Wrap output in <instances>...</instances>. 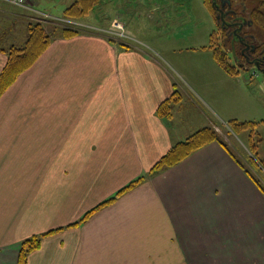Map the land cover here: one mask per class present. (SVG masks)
I'll return each mask as SVG.
<instances>
[{
    "label": "crops",
    "instance_id": "1",
    "mask_svg": "<svg viewBox=\"0 0 264 264\" xmlns=\"http://www.w3.org/2000/svg\"><path fill=\"white\" fill-rule=\"evenodd\" d=\"M37 3L11 12L0 1V70L28 23H56ZM104 5V24L70 19L80 33L51 35L0 96V264H16L20 240L46 231L27 264H264V191L226 127L249 120L254 90L215 61L205 1ZM165 100L167 118L157 112ZM205 126L226 145L213 140L149 174Z\"/></svg>",
    "mask_w": 264,
    "mask_h": 264
},
{
    "label": "trees",
    "instance_id": "2",
    "mask_svg": "<svg viewBox=\"0 0 264 264\" xmlns=\"http://www.w3.org/2000/svg\"><path fill=\"white\" fill-rule=\"evenodd\" d=\"M210 11L213 13L215 18V11L212 5L211 0H204ZM98 0H74L70 7H68L64 15L70 18H77L81 15H85L90 8H92ZM244 4V12H246L247 8L249 7L248 16L251 17L252 23L256 27L262 31H264V0H242ZM77 15V16H76ZM216 20V18H215ZM40 23L42 22H34L30 23L27 27V39L23 46L15 47L11 46L5 50L7 60L2 69L0 70V96L3 91L15 80L17 75L30 66L37 57L41 54V52L47 47L50 41L51 35L60 34L61 36H72L80 33V27L76 25H60L56 26L53 31H47L44 26ZM53 24V22H52ZM55 25V24H54ZM218 25V24H217ZM219 31L216 29L212 30L209 36V43L208 47L212 51V55L217 62V64L223 69V71L231 76L237 75L240 71V68H244L240 65H237L228 53V51H234L233 46L230 49H227L228 45L231 44V38L234 43H238V39L235 36H229L224 28L218 25ZM233 44V43H232ZM263 43L259 44L262 47ZM259 46H257L259 48ZM240 55V52H238ZM240 59V58H239ZM241 60V59H240ZM174 97H178V93L175 92ZM157 112L163 117H170V109L168 106V100L162 102ZM226 124L234 133H240L244 130H248V149L251 154H253V158L258 160V158L253 153L254 146L258 145L260 141V137L258 133L255 131V126L257 125L256 121L253 120H240V119H229L226 121ZM213 140H217L222 144H225L219 134V132L213 126H205L201 129L196 130L188 137L183 140L178 141L174 145H172L167 152H165L153 165L152 169L150 170L149 174H153L158 170L171 166L185 156H187L193 150L201 147L202 145L211 142ZM261 161V160H260ZM264 163V162H263ZM261 167L264 168L263 164L259 162ZM247 168V169H246ZM245 169L249 172V168L246 167ZM252 176V174H250ZM143 177H137L136 179L132 180L124 187L119 189L116 194L112 195L111 197L106 199V203L112 201L123 191L127 190L130 186L134 183L140 181ZM252 178H254L252 176ZM255 179V178H254ZM259 187L264 191V187L255 179ZM115 196V197H114ZM98 205L93 207L91 210L85 212L80 220L86 218L91 212L96 210ZM77 223V222H76ZM75 224V223H74ZM50 231L36 233L31 236L25 237L20 240L19 242V253L17 257L16 264H27V256L32 251L38 248L41 238Z\"/></svg>",
    "mask_w": 264,
    "mask_h": 264
},
{
    "label": "rangeland",
    "instance_id": "3",
    "mask_svg": "<svg viewBox=\"0 0 264 264\" xmlns=\"http://www.w3.org/2000/svg\"><path fill=\"white\" fill-rule=\"evenodd\" d=\"M73 1L74 0H38V3L36 4L37 5L36 8L39 10H43V11H41L42 13L49 12V14L51 13L50 14L51 16L55 15V17H53V19H49V20H53L56 22V23L53 22V24L50 22H42L40 24L42 26H44L46 28V30L49 32L53 31V29L56 26H60L61 24L62 25H72V23L70 22L71 20H73V21H84L85 23L104 24V22H105L104 21V17H105L104 15L108 12L107 5H104V4L108 0H98V2L92 8H90L89 11L85 15H81L80 17H77V18H70V17L65 16L64 12L68 7H70V5ZM31 2L34 3L35 0H31ZM7 4H9V3L7 2ZM16 7L21 8V7H18V6L11 4V12L14 10H15L14 12H18L17 9H14ZM246 8L249 11V7H246ZM247 10H246V16L248 17V11ZM263 12H264V10H263ZM29 13H30L29 11L24 12L25 19L27 17H29ZM96 13H99L101 15V20H98L99 17L96 19V21L93 20V18L90 19V17H94V15ZM57 15H59V16L57 17ZM207 17H208L210 28L212 30L216 29L217 31H219L217 22H215V18L213 16V13L210 11L209 8H207ZM19 18H21V17L16 15L15 19H19ZM171 18L175 19V17L173 15H171ZM115 19H119V18L114 17L111 20L112 26H113V21ZM66 20H69V21H66ZM164 20H168V19L162 18L160 20V22H163ZM34 22L36 23V22H41V21L32 20L30 23H34ZM20 23H21V21H20ZM30 23H28V25ZM8 25H9L8 29L12 27V25H10V24H8ZM167 26H172V23L169 22ZM79 27L84 28L83 26H79ZM249 31L253 33V41L255 43H258V44L263 43L262 47H264V31L258 29L257 27L255 29V26L253 25V23L249 26ZM26 39H27V37H26ZM11 46H15V45H11ZM232 46L234 49L236 48V50H239V48H240V45L236 42L233 43ZM15 47H17V46H15ZM230 48H231V44L228 45V43H227V49H230ZM228 53L231 57H233V60H234V57H235L234 51L232 52L229 50ZM253 70H256V75L252 74ZM239 78L241 80L242 85L245 88H246V86L244 84H247V82L250 83V85H248V88H246V89H248V90L253 89L254 90L253 107L250 109V113H247L248 117L243 118V119H249V120H253V121L257 122V125L255 126V131L258 133V135L260 137V141L258 142V145H256V147L254 146L253 153L258 158V160H255V158H253V154H251L249 152V149H248L249 131L248 130H244L240 133H234L232 130H230V133H229V131H228L227 135H228V140L230 142L229 145L231 146L232 149L235 150V152L239 156H241L243 158V160H245L244 164L246 167L249 168L248 173H249L250 178L254 182H256L255 181V179H256L264 187V168L261 167L260 165H258L260 162L264 166V163H263L264 162V72L254 68L253 66H248L245 68H240ZM227 126L228 125H226V127ZM249 165H250V167H249ZM250 174H252V176L255 179L252 178V176Z\"/></svg>",
    "mask_w": 264,
    "mask_h": 264
},
{
    "label": "flooded vegetation",
    "instance_id": "4",
    "mask_svg": "<svg viewBox=\"0 0 264 264\" xmlns=\"http://www.w3.org/2000/svg\"><path fill=\"white\" fill-rule=\"evenodd\" d=\"M215 2L221 9V11L218 8L215 9L214 15L216 17L217 14L218 17L216 18L217 24L224 28L229 36L233 35L239 40V50L233 48L235 63L244 68L253 66L264 72V47H260L258 43L253 41V33L249 31V26L253 21L250 16H248L249 18L246 16L242 0H215ZM234 41L231 38V46ZM252 74L256 75V70H253Z\"/></svg>",
    "mask_w": 264,
    "mask_h": 264
},
{
    "label": "built area",
    "instance_id": "5",
    "mask_svg": "<svg viewBox=\"0 0 264 264\" xmlns=\"http://www.w3.org/2000/svg\"><path fill=\"white\" fill-rule=\"evenodd\" d=\"M0 1H6L12 5L22 7V8H30L31 0H0ZM72 25H74L72 23ZM112 26V25H111ZM113 28L117 30V33L122 35L123 34V25L122 22L119 19H115L113 21Z\"/></svg>",
    "mask_w": 264,
    "mask_h": 264
},
{
    "label": "water",
    "instance_id": "6",
    "mask_svg": "<svg viewBox=\"0 0 264 264\" xmlns=\"http://www.w3.org/2000/svg\"><path fill=\"white\" fill-rule=\"evenodd\" d=\"M212 5H214V6H213V7H214V11H215L216 8H218L219 11H221V9L217 6L215 0H212ZM215 6H216V7H215ZM215 18H218V17H217V14H216V17H215ZM222 21L224 22V19H222ZM262 72H263V71H262Z\"/></svg>",
    "mask_w": 264,
    "mask_h": 264
}]
</instances>
